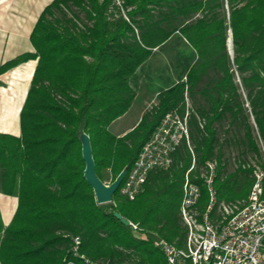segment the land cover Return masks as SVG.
Listing matches in <instances>:
<instances>
[{"label":"trees","instance_id":"1","mask_svg":"<svg viewBox=\"0 0 264 264\" xmlns=\"http://www.w3.org/2000/svg\"><path fill=\"white\" fill-rule=\"evenodd\" d=\"M176 35L196 57L186 81L161 92L131 132L112 134L136 98L130 78ZM31 41L35 54L0 67L1 76L38 61L21 137L0 134V193L18 198L9 226L0 212V264H167L153 237L139 238L115 213L139 233L184 248L183 185L194 162L200 209L208 203L200 179L208 162L218 164L220 204L248 199L254 166L264 169V0H54ZM188 103L189 145L173 166L152 172L134 201L118 191L99 205L84 175L82 135L90 136L98 177L114 182L162 119L184 117ZM234 146L240 154L228 174L225 147Z\"/></svg>","mask_w":264,"mask_h":264},{"label":"built area","instance_id":"2","mask_svg":"<svg viewBox=\"0 0 264 264\" xmlns=\"http://www.w3.org/2000/svg\"><path fill=\"white\" fill-rule=\"evenodd\" d=\"M189 108L188 103L184 117L172 112L162 119L121 185L122 197L134 201L151 173L169 170L179 147L184 142L189 145ZM217 167L216 162H208L200 175L208 193L204 209L199 207L202 188L190 176L195 162L186 174L181 205V217L188 230L184 248L155 234L139 233L138 226L131 223L139 238L155 239L167 264H264V169L254 166L255 183L246 201L220 204L215 188ZM80 243L76 238L75 252Z\"/></svg>","mask_w":264,"mask_h":264},{"label":"crops","instance_id":"3","mask_svg":"<svg viewBox=\"0 0 264 264\" xmlns=\"http://www.w3.org/2000/svg\"><path fill=\"white\" fill-rule=\"evenodd\" d=\"M53 2L54 0H0V67L21 55L36 53L31 36L40 16ZM37 65V60H30L0 76V134L17 138L21 137L20 116L31 88ZM140 121L130 130L116 136L120 138L125 136L138 126ZM7 127L12 130L7 131L5 129ZM17 208V197L0 193V212L5 227L12 222Z\"/></svg>","mask_w":264,"mask_h":264},{"label":"rangeland","instance_id":"4","mask_svg":"<svg viewBox=\"0 0 264 264\" xmlns=\"http://www.w3.org/2000/svg\"><path fill=\"white\" fill-rule=\"evenodd\" d=\"M81 17L84 18V14H81ZM195 59V54L179 35L174 36L167 44L156 50L137 74L130 78L131 85L137 94L136 101L130 111L113 124L110 128L111 133L118 135L130 130L151 112L156 102L158 103L161 92L173 88L179 82L186 81L185 77ZM239 152L235 146L225 147L226 173H234L233 158L240 154ZM105 183L109 185L112 181L109 179Z\"/></svg>","mask_w":264,"mask_h":264},{"label":"water","instance_id":"5","mask_svg":"<svg viewBox=\"0 0 264 264\" xmlns=\"http://www.w3.org/2000/svg\"><path fill=\"white\" fill-rule=\"evenodd\" d=\"M229 52L231 57L233 58L234 46L232 36L229 40ZM82 153L83 159L86 164V169L84 173L85 179L88 184L93 188L97 203L99 205H106L112 203L115 194L119 191L121 185L123 184L127 176V170L122 171L114 182L107 185L97 175L92 143L90 136L87 134L82 135ZM115 217L121 220L125 226L129 227L131 225L130 221L125 218H122L119 213H115Z\"/></svg>","mask_w":264,"mask_h":264},{"label":"bare ground","instance_id":"6","mask_svg":"<svg viewBox=\"0 0 264 264\" xmlns=\"http://www.w3.org/2000/svg\"><path fill=\"white\" fill-rule=\"evenodd\" d=\"M35 64V63H34ZM34 66V65H33ZM32 66V67H33ZM28 68V67H27ZM27 68H26V70H27ZM19 70V69H18ZM25 70V69H24ZM16 73V72H15ZM24 73V72H23ZM18 74V73H17ZM27 74V73H26ZM33 74V73H32ZM19 75V74H18ZM21 76V75H20ZM24 76H25V74H24ZM12 77V76H11ZM17 77V76H16ZM22 77H23V75H22ZM28 77V76H27ZM24 78V77H23ZM22 78V79H23ZM25 82V81H24ZM19 100H20V98H19ZM21 100H22V98H21ZM20 102V101H19ZM16 103V102H15ZM23 103V102H22ZM13 105V104H12ZM17 105V104H16ZM4 106V105H3ZM16 108V107H15ZM19 108H20V106H19ZM14 110V109H13ZM8 111V110H7ZM19 111V110H18ZM14 112V111H13ZM11 113V112H10ZM15 113V112H14ZM12 114V113H11ZM13 120H15V119H13ZM16 125V124H15ZM7 131L8 130H12L10 127H7V128H5ZM18 129V128H17Z\"/></svg>","mask_w":264,"mask_h":264}]
</instances>
